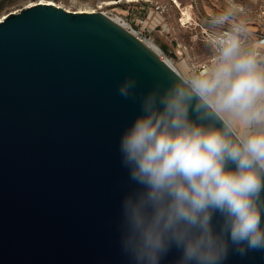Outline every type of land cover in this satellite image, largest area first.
<instances>
[{
    "label": "water",
    "instance_id": "obj_1",
    "mask_svg": "<svg viewBox=\"0 0 264 264\" xmlns=\"http://www.w3.org/2000/svg\"><path fill=\"white\" fill-rule=\"evenodd\" d=\"M126 75L146 93L175 73L103 13L39 3L0 22V264H127L118 145L140 103L118 95ZM225 264H264V252Z\"/></svg>",
    "mask_w": 264,
    "mask_h": 264
},
{
    "label": "clouds",
    "instance_id": "obj_2",
    "mask_svg": "<svg viewBox=\"0 0 264 264\" xmlns=\"http://www.w3.org/2000/svg\"><path fill=\"white\" fill-rule=\"evenodd\" d=\"M255 0H221L202 22L206 54L170 65L167 86L117 87L140 113L119 140L130 190L119 250L127 264H225L264 252V37Z\"/></svg>",
    "mask_w": 264,
    "mask_h": 264
},
{
    "label": "rangeland",
    "instance_id": "obj_3",
    "mask_svg": "<svg viewBox=\"0 0 264 264\" xmlns=\"http://www.w3.org/2000/svg\"><path fill=\"white\" fill-rule=\"evenodd\" d=\"M42 0H0V17ZM71 11L94 10L111 19H119L125 28L143 41L158 47L161 59L181 65L206 54L202 22L221 0H51ZM106 2V3H105ZM192 7V19L182 26L181 8ZM252 28L264 19V0H255ZM66 9V10H67ZM143 22V23H141ZM165 26L170 30L166 31ZM255 30V29H253Z\"/></svg>",
    "mask_w": 264,
    "mask_h": 264
},
{
    "label": "bare ground",
    "instance_id": "obj_4",
    "mask_svg": "<svg viewBox=\"0 0 264 264\" xmlns=\"http://www.w3.org/2000/svg\"><path fill=\"white\" fill-rule=\"evenodd\" d=\"M128 1H130V2H138L139 0H128ZM39 3H41V4H54L55 6H58V7H63V6H61V5H59V4H57L56 2H54V1H51V0H42V1H40V2H36V3H33V4H31L30 6H32V5H36V4H39ZM106 3V2H105ZM67 9V8H66ZM68 10V9H67ZM68 11H71V10H68ZM181 11H182V15H183V17H182V19H181V22L182 21H185L184 23H182V26H186V24L187 23H189L190 22V20L192 19V7L191 6H187V7H184V8H181ZM72 12H87V13H94V12H96V11H94V10H79V11H72ZM14 13H18V12H14ZM185 13H187V16L185 15ZM7 15H5V16H3V17H0V22L1 21H3V19L6 17ZM189 17H190V19H189ZM113 20H115L116 22H118L119 24H121L123 27H125V25H123L120 21H119V19H113ZM165 28H166V31H169L170 29L167 27V26H165ZM136 35V34H135ZM136 36H138V35H136ZM147 46H149L152 50H154V51H158V47L155 45V44H153L152 42H148V41H143ZM158 53V52H157ZM163 60V59H162ZM164 61H166V60H164ZM166 62H168L170 65H172V63L171 62H169V61H166Z\"/></svg>",
    "mask_w": 264,
    "mask_h": 264
},
{
    "label": "built area",
    "instance_id": "obj_5",
    "mask_svg": "<svg viewBox=\"0 0 264 264\" xmlns=\"http://www.w3.org/2000/svg\"><path fill=\"white\" fill-rule=\"evenodd\" d=\"M141 23H143V22H141ZM253 31L256 34V36H258V37H264V19L262 20L261 23H259L258 28L255 29V30H253Z\"/></svg>",
    "mask_w": 264,
    "mask_h": 264
},
{
    "label": "snow or ice",
    "instance_id": "obj_6",
    "mask_svg": "<svg viewBox=\"0 0 264 264\" xmlns=\"http://www.w3.org/2000/svg\"><path fill=\"white\" fill-rule=\"evenodd\" d=\"M185 15L187 16V13H185ZM189 19H190V17H189ZM185 21H182V23H184Z\"/></svg>",
    "mask_w": 264,
    "mask_h": 264
},
{
    "label": "crops",
    "instance_id": "obj_7",
    "mask_svg": "<svg viewBox=\"0 0 264 264\" xmlns=\"http://www.w3.org/2000/svg\"><path fill=\"white\" fill-rule=\"evenodd\" d=\"M252 29H257V28H252Z\"/></svg>",
    "mask_w": 264,
    "mask_h": 264
}]
</instances>
